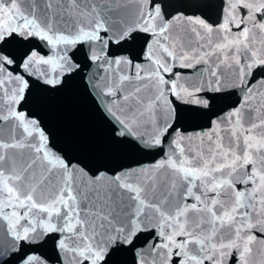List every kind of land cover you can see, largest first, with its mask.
<instances>
[{
	"label": "snow or ice",
	"instance_id": "obj_1",
	"mask_svg": "<svg viewBox=\"0 0 264 264\" xmlns=\"http://www.w3.org/2000/svg\"><path fill=\"white\" fill-rule=\"evenodd\" d=\"M141 4L133 29L122 18H113L112 10L98 0H0V45L36 37L54 53L59 50L48 57L33 50L17 65L23 73L55 88L79 67L69 51L76 45L88 44V59L94 63L131 65L124 57H111L107 50L126 42L133 31L151 34L145 55L155 70L145 76L141 66L135 65L134 78L114 76L104 95L115 100L103 105L114 143L137 148L136 141L138 150H151L160 147L173 128L169 121L175 119V109L165 93L184 98L176 81L162 75L172 71L167 58H179L181 67L193 66L187 62V53L180 55L175 44L170 50L161 42L170 39L173 24L185 21L207 34L211 50L203 51L206 45L199 41L204 36L196 27L191 29L198 42L192 49L199 52L197 62H207L216 51L234 50L230 59L239 69L235 86L243 87L246 76L264 67V55L254 50L252 39L264 33V0H229L225 20L217 28L200 17L165 18L154 0H141ZM85 17L91 19L85 23ZM231 26L239 31L233 33ZM214 32L222 33L215 45ZM157 45L161 55L154 58ZM225 57L229 59L227 53ZM14 64L17 58L0 48V211L12 210L3 218L14 241L33 242L58 233L53 237L55 247L67 264H110L117 253L133 249L135 264H149V255L151 264H250L254 245L264 244V195L260 194L264 192V137L254 135L264 127V120L254 121L251 111H245L254 95L251 85L240 107L199 134L207 137L206 147L202 139L193 154L183 143L188 137L176 130L166 158L151 166L155 173L135 167L108 175L99 170L90 173L82 161L67 157L38 116L20 110L30 83L11 68ZM211 76L215 86L210 81L209 88L221 91L220 76L216 71ZM133 80L149 83L127 87ZM144 89H155V97L145 99L140 95ZM194 102L207 106L206 100ZM224 121L227 126L221 128ZM37 165L48 175L37 179ZM161 170L165 172L162 180ZM53 176L62 184L57 185ZM142 233L151 239L145 237V247L136 248ZM32 259L28 257L23 264H32Z\"/></svg>",
	"mask_w": 264,
	"mask_h": 264
},
{
	"label": "water",
	"instance_id": "obj_2",
	"mask_svg": "<svg viewBox=\"0 0 264 264\" xmlns=\"http://www.w3.org/2000/svg\"><path fill=\"white\" fill-rule=\"evenodd\" d=\"M98 2H101L102 6L106 5L112 10L111 15L113 18H122L125 21V26H131L135 29L138 23L139 9L142 6L141 0H98ZM228 2L229 0H154V3L161 5L162 14L165 18L179 15L193 18L200 17L214 28H217L224 22L227 15L226 8ZM143 7L146 11L147 6ZM240 14V10H237V17ZM89 19L91 17H85L84 22L87 23ZM193 27H196L201 32V35L204 36V40L199 41V43L206 45L203 51H210L211 47L207 46L208 36L204 30L200 29L199 26L189 25L185 21L174 23L170 29V39L161 41L170 50L173 44H175L176 52L180 55L187 53L189 57L187 62L193 66L181 67L179 58L175 60L170 57L167 58L172 71L163 72L162 75L165 80L176 81L177 91H180L184 98L177 99L176 96L167 92L165 93L167 99L172 102L171 107L175 109V119H170L169 121L173 124V128L170 129V133L164 139L162 145L151 150H138L139 144L136 141L134 143H137V148H132L128 144L114 143L110 136V124L103 114L104 103L115 100V97L104 95L108 84L114 76L124 74L134 78L138 71L135 65L141 66V74L145 76L155 70L153 62L148 60L145 55L147 45L153 39L151 34L133 31L131 37L126 42L120 45H112L107 50L108 55L111 57H124L131 61V65L125 63L116 66L113 64L109 67L104 60L94 63L88 59L91 54L89 45L80 44L95 106L116 172L123 168L147 167L149 168V174L155 173L156 170L151 168V166L166 158V154L170 151L171 141L176 135V130H179L188 137L183 143L186 149L190 150L193 154L201 147L202 139L206 147L207 137H201L199 134L208 132L213 127V121H218V118L225 117L230 110L240 107L244 103L245 95L248 94L247 87L249 85L253 87L254 95L253 99L249 101L251 107L246 106L245 111H251L254 121L264 120V83H261V81H264V67H258L253 70L251 76H246L245 80L247 84L245 86L236 87L235 85L239 84V69L230 59L234 50L225 49L223 51H216L211 57H207V62L203 60L197 62L199 52L192 51L193 48L198 47L196 35L191 31ZM231 27L233 33L239 31L234 26ZM211 39L213 45L221 42L222 33L214 32ZM252 39L254 41V50L264 55V33H257ZM153 51L154 58H159L161 52L158 45ZM225 53L228 54V60H226ZM100 55L103 56L105 53H100ZM240 55L243 57L244 53L241 52ZM221 61L225 62L221 63ZM212 71H216L221 78L222 90L219 92L209 88L210 81L213 82V87L215 86V77L211 76ZM174 73L178 75H174ZM148 83V80H133L130 85L126 86L134 88ZM185 89L188 92H192L193 95L191 97L187 96L182 91ZM196 89H200V91L197 92ZM118 95H123V93H118ZM140 95L145 97V99L154 98L156 91L155 89L151 91L144 89ZM197 99L201 101L206 100L207 106L195 103L194 101ZM220 126L221 128L227 126V121H224ZM254 135L256 139L264 137V127L257 129ZM164 176L165 172L161 170L159 172L160 179L162 180ZM260 194L264 195V192ZM145 237H148L149 240L151 239L148 233H142L140 238L142 248L145 247ZM145 251L150 252V249L145 248ZM147 259L149 260V264H151L152 257L149 255ZM250 264H264V244L257 243L254 245Z\"/></svg>",
	"mask_w": 264,
	"mask_h": 264
}]
</instances>
